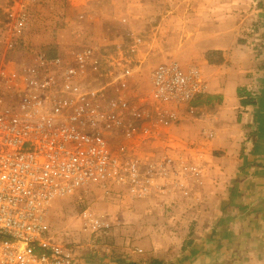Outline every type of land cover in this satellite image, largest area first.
I'll use <instances>...</instances> for the list:
<instances>
[{"label":"built area","instance_id":"1","mask_svg":"<svg viewBox=\"0 0 264 264\" xmlns=\"http://www.w3.org/2000/svg\"><path fill=\"white\" fill-rule=\"evenodd\" d=\"M86 20L77 16L68 49L1 75L0 264H95L53 240L47 222L54 202L78 190L187 200L202 185L216 136L193 104L207 94L202 71L151 65L125 19L117 30H84ZM196 118L203 125L189 128ZM82 219L103 227L89 213Z\"/></svg>","mask_w":264,"mask_h":264},{"label":"crops","instance_id":"2","mask_svg":"<svg viewBox=\"0 0 264 264\" xmlns=\"http://www.w3.org/2000/svg\"><path fill=\"white\" fill-rule=\"evenodd\" d=\"M202 12V73L214 100L199 109L216 135L202 185L192 199L137 200L172 206L174 229H142L145 247L137 242L123 264H264V0H207ZM97 23L115 24L86 25ZM195 120L196 130L203 119Z\"/></svg>","mask_w":264,"mask_h":264},{"label":"rangeland","instance_id":"3","mask_svg":"<svg viewBox=\"0 0 264 264\" xmlns=\"http://www.w3.org/2000/svg\"><path fill=\"white\" fill-rule=\"evenodd\" d=\"M206 2L0 0V85L2 74L12 70L21 72L31 68L35 58L53 56L71 47L79 14L94 22L115 23V26L109 24L114 30L119 29L118 22L125 19L130 30L144 40L141 50L151 65L162 60H176L183 66L191 64L203 71L205 37L202 9ZM195 5L196 13L190 15L188 8ZM172 11L181 12L179 24L171 20ZM162 18L167 21L160 28L159 20ZM88 29L93 28L89 25L84 27V30ZM168 148L184 150L179 143L175 146L169 143ZM154 208L151 203L130 198L125 190L117 187L100 189L91 186L84 191H76L67 199L55 201L47 222L53 240L76 251L82 260L95 264H123L121 260L129 258L128 251L138 246L137 242L145 247L148 235L140 233L142 229L172 230V223L168 222L176 213L172 206L165 205L156 211ZM84 213L98 219L103 227L94 230L83 221Z\"/></svg>","mask_w":264,"mask_h":264},{"label":"trees","instance_id":"4","mask_svg":"<svg viewBox=\"0 0 264 264\" xmlns=\"http://www.w3.org/2000/svg\"><path fill=\"white\" fill-rule=\"evenodd\" d=\"M210 103H211V97L205 95V96H199L193 104L195 106H198V105H208Z\"/></svg>","mask_w":264,"mask_h":264}]
</instances>
